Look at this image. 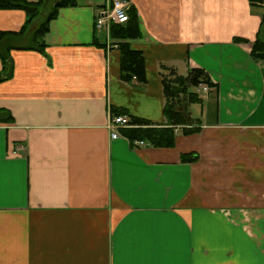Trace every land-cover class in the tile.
<instances>
[{
  "label": "crops",
  "instance_id": "obj_1",
  "mask_svg": "<svg viewBox=\"0 0 264 264\" xmlns=\"http://www.w3.org/2000/svg\"><path fill=\"white\" fill-rule=\"evenodd\" d=\"M108 1L59 8L44 54L11 51L0 264H264V60L250 54L264 40V1L129 0L144 83L121 80V40L95 27ZM24 20L0 9V30ZM163 65L208 74L189 105L199 129L176 126L172 147L111 138V114L165 122Z\"/></svg>",
  "mask_w": 264,
  "mask_h": 264
},
{
  "label": "trees",
  "instance_id": "obj_2",
  "mask_svg": "<svg viewBox=\"0 0 264 264\" xmlns=\"http://www.w3.org/2000/svg\"><path fill=\"white\" fill-rule=\"evenodd\" d=\"M263 1L249 0L251 5ZM43 2L44 0H0V9H21L26 14L25 24L18 31L0 30V60L2 63L0 82L12 77L11 51L34 50L44 54V34L48 30L49 21L57 15L59 8L76 4V0H55L45 18L33 29L28 38H24L23 31L26 24L37 15ZM109 29L111 38L121 40L117 42L120 51L121 80L130 81L135 78L138 82L144 83L146 81L144 55L141 50L131 48L127 42L128 39L141 35L136 10L131 6L128 9V20L124 23H111ZM234 40L247 41L240 37H235ZM250 54L254 60H264V40L257 37L252 42ZM162 69L164 70L161 77L165 122L152 123L144 118L130 117L129 124L131 125L119 129L130 141L142 140L154 147H172L175 144L176 126H182L184 134L193 133L199 129L198 120L191 115L189 105L201 100L195 88L202 83L211 84L208 74L199 68H191L186 75L178 74L172 67L163 65ZM12 119L10 112L0 106V123L11 122ZM195 159L196 155H181L182 161H194Z\"/></svg>",
  "mask_w": 264,
  "mask_h": 264
},
{
  "label": "built area",
  "instance_id": "obj_3",
  "mask_svg": "<svg viewBox=\"0 0 264 264\" xmlns=\"http://www.w3.org/2000/svg\"><path fill=\"white\" fill-rule=\"evenodd\" d=\"M129 0H110L104 5L96 20L95 27L100 28L103 26L109 27L111 23H124L128 20V9L131 7ZM203 91L208 89L207 85L201 87ZM130 126L129 117L125 113L111 114L108 127L111 129V138H116L119 134L121 127ZM142 140H132V146L143 145Z\"/></svg>",
  "mask_w": 264,
  "mask_h": 264
},
{
  "label": "rangeland",
  "instance_id": "obj_4",
  "mask_svg": "<svg viewBox=\"0 0 264 264\" xmlns=\"http://www.w3.org/2000/svg\"><path fill=\"white\" fill-rule=\"evenodd\" d=\"M54 1L55 0H44L43 5H41L38 9L37 15H35L33 19H31L26 24L23 31L24 38H28V36H30V34L32 33L33 29H35V27H37V25L45 18L46 14L51 10V6L54 3ZM25 21H26V14H25V20L23 21L21 27L25 24Z\"/></svg>",
  "mask_w": 264,
  "mask_h": 264
}]
</instances>
